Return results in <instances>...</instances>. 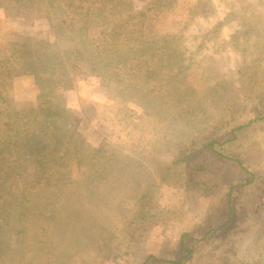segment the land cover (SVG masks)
<instances>
[{
  "label": "rangeland",
  "instance_id": "1",
  "mask_svg": "<svg viewBox=\"0 0 264 264\" xmlns=\"http://www.w3.org/2000/svg\"><path fill=\"white\" fill-rule=\"evenodd\" d=\"M54 1L0 0V56L24 43L36 63L0 78V264L175 257L243 166L246 227L201 248L264 264V0ZM39 96L53 113L35 117ZM213 138L243 166L224 159L209 193L185 186L175 159Z\"/></svg>",
  "mask_w": 264,
  "mask_h": 264
},
{
  "label": "trees",
  "instance_id": "2",
  "mask_svg": "<svg viewBox=\"0 0 264 264\" xmlns=\"http://www.w3.org/2000/svg\"><path fill=\"white\" fill-rule=\"evenodd\" d=\"M41 1H45V3L48 4L51 3V5H56L57 3L54 0ZM161 1L165 2L166 0ZM59 4L60 6L55 7L56 9H60L62 11V15L64 16V18L70 17L71 15L79 11H87V8H85L84 6L75 8V6H72L70 3H65V6H62L61 3ZM159 7H161V5ZM8 50L10 51H8L9 53L0 56V78H5L8 74L17 72V64L22 63V58L25 56L27 57H25V59L29 60H27V62L25 61V63L23 62L22 66H24L25 64L28 67H30V65H36V63H34L33 61L34 56L29 55L30 48L25 46L24 43H20L19 48H17V44H12V46L9 47ZM48 103H50V100L44 101V97H38L36 108L40 109L35 111V117L40 116L46 111H48L49 114L53 113L52 111H49L50 106H48ZM258 119L260 121L264 120V113L261 114ZM242 128H244V125H239L232 128L231 132L234 133L233 137H236L235 133ZM218 144H221L218 138H213L212 140L205 142V144L198 148L196 147V143L194 142L191 147L181 152V156L179 158L175 159L174 163L177 165H181L184 169L183 181L185 186L201 189L209 193L212 190L208 188V184L211 183L212 176L215 174L220 164L223 163L224 159H235L240 163V165L243 166V162L240 158L231 157L220 152L216 148V145ZM44 149L42 148L38 151V158H41L42 155L46 154L44 152ZM46 150L48 151V149ZM194 154L197 157V160L195 161L193 160ZM43 167L44 166H42L41 168ZM243 168L248 173L247 178L237 184L227 183L225 189L222 192V195L220 197H217L215 204L212 206V211L209 212L205 218H203V221L191 231L183 232L180 235L179 254L177 256L168 258L149 253L141 264H192L193 262H195L196 264H199L200 262H202V264H211L209 261L210 255L201 247L205 245L213 235L225 228L235 229L241 227L244 229L246 227V224L244 222L251 214V211L247 208V206L244 205L242 200L235 197L236 187H245L253 183V181L255 180V172H251L245 166H243ZM8 206L9 202L8 200L3 199V192L0 188V209L5 210V208ZM220 212L221 214H223V220L220 224H216L215 218L219 217ZM24 213H26V211ZM2 215H0V227L3 225L6 226L9 223ZM142 217L144 219H147L149 217L148 212L143 213ZM199 232H201V234H199Z\"/></svg>",
  "mask_w": 264,
  "mask_h": 264
}]
</instances>
